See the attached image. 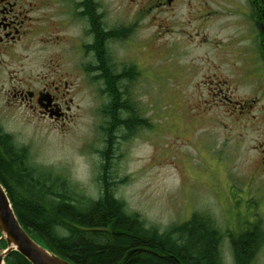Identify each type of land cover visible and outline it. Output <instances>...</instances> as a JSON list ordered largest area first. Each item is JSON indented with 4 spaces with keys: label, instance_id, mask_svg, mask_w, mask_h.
Returning a JSON list of instances; mask_svg holds the SVG:
<instances>
[{
    "label": "rangeland",
    "instance_id": "obj_1",
    "mask_svg": "<svg viewBox=\"0 0 264 264\" xmlns=\"http://www.w3.org/2000/svg\"><path fill=\"white\" fill-rule=\"evenodd\" d=\"M217 2L194 8L192 16L186 8L155 13L151 28L150 19L140 18L134 46L124 44L119 53L124 69L134 65L133 81L122 83L124 100L145 121H136L132 134L105 132L110 121L99 117L107 96H95L96 87L88 85L80 86L64 126L32 121L17 110L6 114V133L29 150L27 163L50 174L44 182L58 191L66 183L86 199H98L107 164L115 197L160 233L193 213L208 215L224 234L222 264H233L228 180L247 173L243 160L259 131L236 125L212 104L209 77L216 66L226 70L231 52L243 46L242 38L232 36L225 2ZM29 54L33 63L40 60L35 49ZM248 90L241 86L238 92ZM261 258L264 264V252ZM8 262L20 264L14 257Z\"/></svg>",
    "mask_w": 264,
    "mask_h": 264
},
{
    "label": "flooded vegetation",
    "instance_id": "obj_2",
    "mask_svg": "<svg viewBox=\"0 0 264 264\" xmlns=\"http://www.w3.org/2000/svg\"><path fill=\"white\" fill-rule=\"evenodd\" d=\"M225 2L232 36L243 46L232 51L227 69L216 66L212 104L235 124L258 130L244 158L247 173L229 178L234 219L228 236L233 264H261L264 252V0ZM222 1V2H220ZM210 0H0V130L6 114L22 110L32 121L64 126L81 85L107 96L101 116L114 106V85L133 81L134 65L125 69L119 53L133 45L139 23L155 13L192 16ZM217 12V10L215 11ZM141 18V20H140ZM153 21V22H152ZM40 60H29V53ZM230 53V52H229ZM234 59V60H233ZM99 86V87H97ZM249 90L239 93V87ZM93 91V90H92ZM212 105V106H213ZM213 106V108H214ZM73 117V116H71ZM225 126H227L225 124ZM0 242V246H3Z\"/></svg>",
    "mask_w": 264,
    "mask_h": 264
},
{
    "label": "trees",
    "instance_id": "obj_3",
    "mask_svg": "<svg viewBox=\"0 0 264 264\" xmlns=\"http://www.w3.org/2000/svg\"><path fill=\"white\" fill-rule=\"evenodd\" d=\"M124 81L114 85L115 104L105 111L110 122L104 127L123 138L132 134L136 121L145 122L134 117L130 100H124ZM28 153L0 130V182L14 212L35 241L60 257L74 264H222L224 234L208 215L193 213L160 233L146 227L138 214L128 213L115 197L107 164L100 177L102 195L86 199L66 183L61 191L46 184L50 174L28 164ZM103 156L107 162L108 151ZM10 257L30 264L17 252L5 259L7 264H12Z\"/></svg>",
    "mask_w": 264,
    "mask_h": 264
},
{
    "label": "water",
    "instance_id": "obj_4",
    "mask_svg": "<svg viewBox=\"0 0 264 264\" xmlns=\"http://www.w3.org/2000/svg\"><path fill=\"white\" fill-rule=\"evenodd\" d=\"M0 264H7L5 259L17 252L30 264H74L35 241L22 227L18 220L5 187L0 182ZM134 250L130 251L129 256Z\"/></svg>",
    "mask_w": 264,
    "mask_h": 264
}]
</instances>
